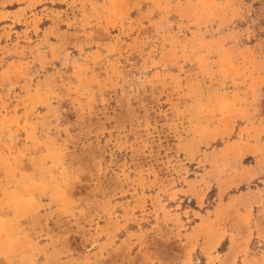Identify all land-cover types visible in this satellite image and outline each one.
<instances>
[{
  "label": "rangeland",
  "instance_id": "obj_1",
  "mask_svg": "<svg viewBox=\"0 0 264 264\" xmlns=\"http://www.w3.org/2000/svg\"><path fill=\"white\" fill-rule=\"evenodd\" d=\"M0 264H264V0H0Z\"/></svg>",
  "mask_w": 264,
  "mask_h": 264
}]
</instances>
